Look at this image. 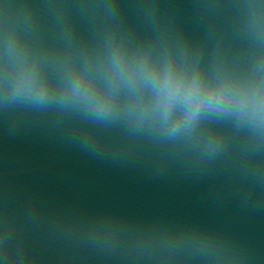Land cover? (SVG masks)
I'll use <instances>...</instances> for the list:
<instances>
[{
  "label": "water",
  "instance_id": "1",
  "mask_svg": "<svg viewBox=\"0 0 264 264\" xmlns=\"http://www.w3.org/2000/svg\"><path fill=\"white\" fill-rule=\"evenodd\" d=\"M0 264H264V53L230 0H0Z\"/></svg>",
  "mask_w": 264,
  "mask_h": 264
}]
</instances>
